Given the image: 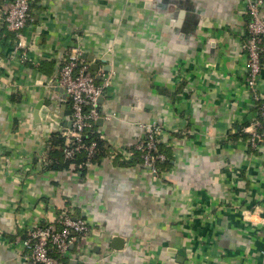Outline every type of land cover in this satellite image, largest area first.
Here are the masks:
<instances>
[{
    "label": "crops",
    "instance_id": "1",
    "mask_svg": "<svg viewBox=\"0 0 264 264\" xmlns=\"http://www.w3.org/2000/svg\"><path fill=\"white\" fill-rule=\"evenodd\" d=\"M31 2L26 62L10 55L16 36L0 17V264H28L16 239L62 210L91 225L65 264H264V140H253L263 127L245 78L248 0ZM73 47L94 73L110 75L99 126L111 144L130 152L146 124L162 127L169 159L158 172L131 152L85 171L46 168L53 134L71 126V103L54 81ZM51 93L56 110L35 113Z\"/></svg>",
    "mask_w": 264,
    "mask_h": 264
},
{
    "label": "built area",
    "instance_id": "2",
    "mask_svg": "<svg viewBox=\"0 0 264 264\" xmlns=\"http://www.w3.org/2000/svg\"><path fill=\"white\" fill-rule=\"evenodd\" d=\"M32 0H11L6 9H0L8 31L15 33L16 39L10 52L21 62L29 60V45L24 38V30L31 15ZM264 0H248L247 14L250 19L247 25L248 36L244 48L248 54L246 86L253 96L259 110L260 119L255 125H262L261 132H254L253 140H264V89L261 90V75L264 70ZM57 85L65 90L72 108V124L63 134L66 136L65 156L72 158L81 149H86L88 156L93 155L97 143L87 144L83 141L84 133L101 117L99 99L106 93L111 83L110 75L94 73L81 48L73 47L71 52L61 55ZM163 129L156 123L145 125V133L135 144L141 152L143 165L151 171L158 172V164L167 159L159 150ZM124 156L130 152L122 150ZM60 224V227H58ZM91 225L83 216H73L62 210L57 222L39 224L27 230L25 236L16 239L22 249L30 251L26 255L28 264H65L62 257L70 251L71 245L78 236L87 235ZM55 251V253H53Z\"/></svg>",
    "mask_w": 264,
    "mask_h": 264
},
{
    "label": "trees",
    "instance_id": "3",
    "mask_svg": "<svg viewBox=\"0 0 264 264\" xmlns=\"http://www.w3.org/2000/svg\"><path fill=\"white\" fill-rule=\"evenodd\" d=\"M243 128L244 127H242V126L239 128L241 132L244 130ZM53 137L55 140L54 145H55L56 149H52L50 151L51 161L46 166V168H48V169H60L63 167H70L71 164H75V166H76L75 168L78 171L79 170L85 171L90 162L94 163V162L100 160L102 157H106V156H110V157L115 158V159L126 160L123 157L124 154L122 153V147H116L113 144H111L108 141V139H106L104 133L100 130V126L97 124V122L94 123L93 126L88 128L86 130V132L84 133L83 141L85 143L90 144L94 141L97 143L95 152L91 156H88V152L86 149H81L80 151H78L75 154L74 157L68 158L65 156V152H64V148L66 146V136L63 134V132L62 133L57 132V133L53 134ZM128 148L127 149L131 153H133L134 155L139 154L141 156V152L138 151L135 148V146L134 147H128ZM159 150H161L160 149V143H159ZM166 156H167V159L159 162L160 165L164 164L165 162L168 161L169 157L167 154H166ZM53 253H55V251ZM62 260H64V258H62Z\"/></svg>",
    "mask_w": 264,
    "mask_h": 264
},
{
    "label": "water",
    "instance_id": "4",
    "mask_svg": "<svg viewBox=\"0 0 264 264\" xmlns=\"http://www.w3.org/2000/svg\"><path fill=\"white\" fill-rule=\"evenodd\" d=\"M92 68L94 70H97L99 68V64L96 62L92 63ZM57 71H58V73H57V76H56L55 81H54V88L63 92V97H65V99H66L67 93L65 92V90L63 88H61L57 85V78H58V74H59V64H58V70ZM100 77H101L100 74H97V79H100ZM52 94L53 93L49 94L47 99L40 100V102L36 106L35 113H37V112L39 113V110H40V114H42V115L46 114L47 115L50 110H53V111L56 110L55 105H54L53 100H52ZM102 98H103V96H101L99 100H102ZM44 105H45V109L41 108ZM103 123H104V117H100L97 120V124L102 125ZM71 124H72V121L70 122V125ZM122 243H123L122 236H114L111 244L114 248H120L122 246Z\"/></svg>",
    "mask_w": 264,
    "mask_h": 264
},
{
    "label": "rangeland",
    "instance_id": "5",
    "mask_svg": "<svg viewBox=\"0 0 264 264\" xmlns=\"http://www.w3.org/2000/svg\"><path fill=\"white\" fill-rule=\"evenodd\" d=\"M261 90H263V88H260Z\"/></svg>",
    "mask_w": 264,
    "mask_h": 264
}]
</instances>
